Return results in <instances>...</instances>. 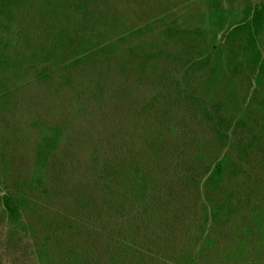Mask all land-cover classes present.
<instances>
[{
  "label": "rangeland",
  "instance_id": "rangeland-1",
  "mask_svg": "<svg viewBox=\"0 0 264 264\" xmlns=\"http://www.w3.org/2000/svg\"><path fill=\"white\" fill-rule=\"evenodd\" d=\"M256 3L0 1V264H147L152 251L163 264H264V84L252 101L254 76L224 65L228 30ZM58 29L97 50L80 63L77 52L47 54ZM258 42L264 56V31ZM213 45L219 56L184 72ZM175 80L222 115L244 117L255 139L218 188L198 180L229 144L182 111ZM6 193L21 206L19 223L3 208ZM157 197H168L167 213ZM143 210L155 232L129 226ZM108 220L120 228L110 240Z\"/></svg>",
  "mask_w": 264,
  "mask_h": 264
},
{
  "label": "trees",
  "instance_id": "trees-1",
  "mask_svg": "<svg viewBox=\"0 0 264 264\" xmlns=\"http://www.w3.org/2000/svg\"><path fill=\"white\" fill-rule=\"evenodd\" d=\"M1 2L10 3L14 0H0ZM71 27V26H70ZM264 31V4L256 3L254 5H249L245 9V14L243 19L236 23L233 27H231L224 39V65L227 71L232 74L242 73L245 74L249 80H251L252 76H254V90L250 100H257L258 91L263 87L264 84V56L261 53L259 47V36ZM69 34V35H68ZM58 29L56 32L55 44L53 43V51L49 50L47 54H58V52L68 51L69 52H77L75 56H73V61H77L78 63L83 62L88 58L87 56L90 53H94L97 49L90 48L88 50H84L81 44L83 43L84 37L82 35L79 38L73 37L68 29ZM76 43V44H75ZM57 44L59 46H57ZM58 47V50H57ZM221 50L218 46L213 45L212 51L206 55L205 52L202 53L201 59H195L191 61H187L184 68L185 73H188L189 70L194 66H199L201 63H207L210 58L214 55L219 56L221 54ZM72 61V60H71ZM175 92L178 94L182 92L185 94V97H182L178 102L182 105V111L184 113H190L191 115L195 112L197 113L200 119H207L208 122L211 123L214 131L219 135V139L223 142L229 144L228 149L225 153L214 163V165L207 170L206 175H202L199 177L198 183H200L203 177V184L211 188H218L225 183V180L230 175L238 172L244 166V161L241 158L243 155H248L251 153V149L254 147V138L250 135L249 125L245 121L244 117L233 118L231 115H222L218 109L209 106L207 104L202 103L200 100H197L194 94H191L182 82L179 80H175ZM170 103L175 101V97L171 95ZM178 99V98H176ZM177 101V100H176ZM262 103L261 107H264V100L260 101ZM193 111V113H192ZM57 138L49 137L47 146L52 147L56 143ZM237 151V154L235 153ZM206 173V172H205ZM185 180V179H182ZM109 187V184H108ZM2 204L3 208L6 211L7 217L11 223H19L21 220L22 212L21 206L17 202L16 198L10 194L6 193L2 196ZM157 199H161V201L166 205L165 211H168V197L165 199L157 197ZM181 202H178L177 205H180ZM225 204L219 203L212 206L209 214L213 220H220V215L223 209L225 208ZM143 211H139L136 217L131 215L129 221V226L135 227L138 230L145 229L155 232L156 230L152 225L146 220L143 215ZM207 220V213L201 219V223ZM163 222V221H162ZM167 223V222H166ZM179 225H183V219L177 217V219L173 222ZM169 224V223H167ZM172 225V223L170 224ZM108 226L110 227L109 240L113 239L114 235L117 233L119 228V223H115L113 221L109 222ZM127 227V226H125ZM177 230L183 231V227L178 228ZM183 234V232H181ZM148 234L145 233V236ZM175 235V233H174ZM175 240V239H174ZM155 250L160 251V246L158 239L155 237L153 241H150ZM134 244H141L145 247V240L139 236L138 234L135 237L133 242ZM111 243L108 241V252L109 247H111ZM146 249V247H145ZM149 253V250L146 249ZM153 255L151 256V260L147 264H163L164 260L159 259V255L155 254L152 251ZM108 264H114V262L108 258Z\"/></svg>",
  "mask_w": 264,
  "mask_h": 264
}]
</instances>
